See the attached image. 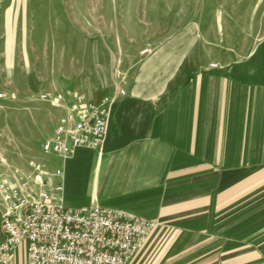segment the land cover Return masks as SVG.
I'll return each instance as SVG.
<instances>
[{"label":"crops","instance_id":"crops-1","mask_svg":"<svg viewBox=\"0 0 264 264\" xmlns=\"http://www.w3.org/2000/svg\"><path fill=\"white\" fill-rule=\"evenodd\" d=\"M254 20L226 47L188 32L166 41L143 81L111 94L100 150L46 163L63 171L65 206L156 221L130 264H264V8L258 31ZM9 264H26L23 244Z\"/></svg>","mask_w":264,"mask_h":264},{"label":"rangeland","instance_id":"rangeland-1","mask_svg":"<svg viewBox=\"0 0 264 264\" xmlns=\"http://www.w3.org/2000/svg\"><path fill=\"white\" fill-rule=\"evenodd\" d=\"M263 8L264 0H0V177H25L30 161L69 164L63 160L75 151L49 156L41 143L72 94L124 96L166 41L188 32L207 49L220 37L229 46L253 10L259 28Z\"/></svg>","mask_w":264,"mask_h":264},{"label":"built area","instance_id":"built-area-1","mask_svg":"<svg viewBox=\"0 0 264 264\" xmlns=\"http://www.w3.org/2000/svg\"><path fill=\"white\" fill-rule=\"evenodd\" d=\"M72 97L42 141V152L66 157L102 142L110 98L96 102ZM29 165L32 170L25 177H0V264H9L21 244L26 264H130L156 227L155 220L92 202L65 206L61 168L42 161Z\"/></svg>","mask_w":264,"mask_h":264}]
</instances>
